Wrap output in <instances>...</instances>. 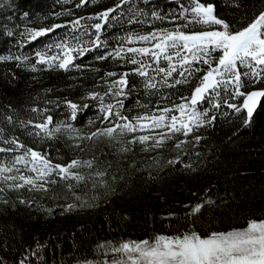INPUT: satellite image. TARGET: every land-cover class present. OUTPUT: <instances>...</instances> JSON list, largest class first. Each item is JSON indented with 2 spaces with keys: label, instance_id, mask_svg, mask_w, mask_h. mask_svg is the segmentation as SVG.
Masks as SVG:
<instances>
[{
  "label": "snow or ice",
  "instance_id": "1",
  "mask_svg": "<svg viewBox=\"0 0 264 264\" xmlns=\"http://www.w3.org/2000/svg\"><path fill=\"white\" fill-rule=\"evenodd\" d=\"M56 3L60 10L44 16L30 17L25 11L19 18L7 17L11 26L0 27V39L9 48L0 54V62H14L32 72L41 66L99 72L77 63L95 53L93 60H111L124 70L105 71L76 101L45 99L43 107L26 110L10 104L0 107V193L25 190L51 199L70 195L74 202L61 205L63 211L98 207L115 192L116 176L106 179L113 152L123 158L137 145L149 151L171 142L176 154L168 165L193 169L189 161L201 155L197 149L204 133L216 127L219 117L243 113L241 127L251 124L264 98V2L249 15L244 0H230L228 6L245 9L244 23L220 16L211 0H167L166 9L157 0H115L110 7L80 15L76 9L97 0ZM12 8V0H0V9ZM49 19L51 23H43ZM111 29L117 31L110 33ZM41 37H48L47 42L28 49ZM130 77L137 79L130 82ZM133 109L143 111L133 114ZM53 112L63 119L54 122ZM86 112L92 115L85 117ZM60 137L66 138L69 149L85 156L65 161L38 150ZM98 144L103 147L97 149ZM88 185L103 191L83 200L75 189ZM19 202L35 203L26 198ZM213 206L219 207L217 201L205 196L185 205L183 216L169 212L164 219L175 218L169 224L171 234L105 238L86 246L74 240L73 252L68 258L61 254L59 261L55 253L51 260L46 258L47 244L37 241L35 247L13 248L0 241V264H264V218H247L245 226L228 230L215 228L208 220L205 228L199 222Z\"/></svg>",
  "mask_w": 264,
  "mask_h": 264
},
{
  "label": "trees",
  "instance_id": "2",
  "mask_svg": "<svg viewBox=\"0 0 264 264\" xmlns=\"http://www.w3.org/2000/svg\"><path fill=\"white\" fill-rule=\"evenodd\" d=\"M114 2L97 0L95 5L75 11L78 15L89 14L110 7ZM157 2L165 9L169 7L167 0ZM211 2L216 5L220 16L233 22H245L241 20L245 15L243 7L236 9L228 6L230 0ZM262 2L264 0H244L248 14ZM12 3V9H0V27L5 23L11 26L7 20L9 15L19 18L27 11L30 17H40L53 10H60L56 0H12ZM51 22L50 19L43 21L45 24ZM115 31L111 29L110 33ZM57 32H63V29ZM50 35L55 36V33ZM47 40L48 37H41L34 44H29L28 49L38 47ZM8 48L9 45L0 39V54H7ZM94 55L89 53L83 61L78 60L77 63L88 64L91 69H100L99 72L75 69L65 72L43 69L42 66L41 70L32 72L30 69L16 67L14 62H0V107L10 104L26 110L30 106L43 107L45 99L66 97L76 101L92 88L105 71L124 70L111 60L95 61L92 59ZM12 73L15 79L11 78ZM129 79L132 82L137 78ZM255 87L259 88L260 85ZM236 102H242V98ZM136 111L143 110L133 109V114ZM52 115L54 122L57 118L63 119L62 115L58 116L55 112ZM83 115L91 116L92 113L86 112ZM240 116L243 113L235 117H219L216 127L204 133L205 139L197 149L201 155H193L189 161L193 169H185L180 164L168 165L167 161L176 154L171 142L164 149L149 151H142L137 145L133 153L123 158L113 152L108 157L112 167L108 169L109 176L106 179L111 180L112 175L116 176L112 181L115 192L108 196L107 202H100L98 207L63 211L61 205L74 202L70 195L67 199H51L43 193H29L25 190L0 193V241L13 248L35 247L37 241L47 244L46 258L51 260L55 253L59 261L61 254L68 258L73 252L74 240L86 246L105 238L142 239L153 233L171 234L169 224L175 223V218L170 222L164 217L169 212L183 216L187 211L185 205H194L205 196L216 200L219 205L213 206L199 222L205 228L208 220H213L215 228L228 230L245 226L247 218H264V99L250 125L241 127ZM81 119L83 117H78V121ZM21 139L34 146L31 145V138L22 135ZM68 143L66 138L60 137L58 140L44 142L38 150H47L53 157L65 161L75 156H85L79 150L69 149ZM100 147L103 145L98 144L97 149ZM105 151L113 150L105 148ZM57 191L65 193L63 186H57ZM102 191V188L92 189L90 185L75 189L83 200H90ZM20 198L33 199L35 203L31 206L22 204ZM3 200L8 202L3 203ZM222 200L226 202L221 203ZM46 208L52 211H44Z\"/></svg>",
  "mask_w": 264,
  "mask_h": 264
},
{
  "label": "water",
  "instance_id": "3",
  "mask_svg": "<svg viewBox=\"0 0 264 264\" xmlns=\"http://www.w3.org/2000/svg\"><path fill=\"white\" fill-rule=\"evenodd\" d=\"M263 99H264V98H262V100H261V102H260V106H261V103H262ZM260 106L257 108L256 112L258 111V109L260 108ZM256 112H255V114H256ZM255 114H254V116H255ZM254 116H253V117H254Z\"/></svg>",
  "mask_w": 264,
  "mask_h": 264
}]
</instances>
